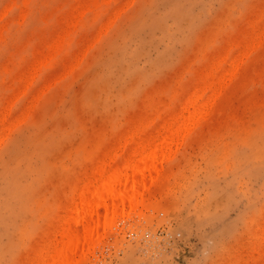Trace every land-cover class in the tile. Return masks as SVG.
Returning <instances> with one entry per match:
<instances>
[{
    "label": "rangeland",
    "instance_id": "1",
    "mask_svg": "<svg viewBox=\"0 0 264 264\" xmlns=\"http://www.w3.org/2000/svg\"><path fill=\"white\" fill-rule=\"evenodd\" d=\"M148 147L160 178L77 264H264V0H0V264Z\"/></svg>",
    "mask_w": 264,
    "mask_h": 264
},
{
    "label": "bare ground",
    "instance_id": "2",
    "mask_svg": "<svg viewBox=\"0 0 264 264\" xmlns=\"http://www.w3.org/2000/svg\"><path fill=\"white\" fill-rule=\"evenodd\" d=\"M233 60H235V59H233ZM220 61H222V60H220ZM218 71L220 72V68ZM225 72H227V71H225ZM211 74L213 75V73H211ZM218 74L219 73H217L216 75H218ZM224 74L225 73H223V75ZM219 75H221L220 77L222 78V74H219ZM213 78H215V77H212V79ZM209 79H211V78L209 77ZM217 79L215 78V80H217ZM198 88H197V91L199 90ZM200 90H201V92L203 91L202 88ZM197 91L195 92L196 95L199 92V91L198 92ZM191 93H193V92H191ZM195 94L193 93L194 96H196ZM191 96H188V97H191ZM194 96H192V101L198 100L196 97H195L196 99L193 98ZM197 97H199V95H197ZM210 97H209V100H210ZM212 98H213V96H212ZM187 101H188L187 102L188 105L193 106V107L195 106V108L197 107L198 109L204 105L203 103H201V104H203L202 106H200L201 104L199 105L200 107L196 106L194 104V102L191 101V98L190 99L188 98ZM191 102L193 104H189ZM203 102L205 103V101H203ZM196 104L198 105L199 103H197V101H196ZM183 107H185L182 109L183 112L184 111L186 112L187 111L186 102H185ZM197 108L194 109L195 111L192 109V112L195 113L197 111ZM189 110L191 111V108H189L188 111ZM197 115H198V111H197ZM178 117L179 116H177V118H175L174 120L177 121V119H179ZM182 117H183V119L186 118V122H188V123L190 121L196 119V116H195V118H190V120L186 116H182ZM171 120H172V118H171ZM178 123H179V121L177 122V125H179ZM177 125H176V127L178 129L179 126H177ZM181 126L179 128H181ZM170 127H171V125H170ZM170 127H169V129H167V132H170V129H172L171 132L175 130V129L173 130V128H170ZM176 127H174V128H176ZM177 129L175 131H177ZM183 131H185V130H183ZM165 133H163V135ZM172 133H173V135L176 134L175 132H172ZM166 134H165V136H166ZM170 135L171 136H169V134H168L167 136L172 138L173 135L171 133H170ZM160 136H162V134ZM165 136L163 137L164 140L170 139V138L165 139ZM176 136L178 137V134H176L173 139H176L175 138ZM159 138L160 137H158V139ZM144 139H145V137H144ZM161 139H159L160 142L163 140V139L162 140ZM166 141L168 142V140H166ZM166 141H164V142H166ZM142 143L144 144L145 142H142ZM142 143L140 142L138 145L135 143L136 146H134V147H137V146L141 145ZM170 143H173V142H171V139H170ZM145 144H147V143H145ZM156 144L159 145V143H156ZM165 144L169 145V143H164V145ZM153 145H155V144L153 143L151 146L154 147ZM162 145H163V141H162ZM159 146H158V149L160 148ZM140 147H142V146H140ZM152 147H148V148H152ZM156 147H157V145H156ZM162 147L165 148L164 146H162ZM132 148H133V146H132ZM142 148L144 149V147H142ZM145 148H147V147H145ZM135 149L137 152V148H135ZM135 149H134V151H135ZM143 149H142V151H144ZM152 149H146L147 151L146 150L145 151L147 153L145 152L146 153L145 155H142L139 152L138 155H142V157L136 158V159H138L136 161L134 160L132 153H131L130 155L132 156V160H130V159L125 160L127 162L125 164L123 163V165L121 163H119L116 166H114L113 168H108L107 166H105L106 164L104 163V165L102 164L99 167H96L97 171L95 173V176L91 175V176H93V178L92 179L88 178L89 180L82 184V185H84V184L85 185L83 186V188H81L82 186L79 188V189H82L81 191H79V189H78V191H79L78 195L77 196L75 195L77 197L76 200H74L75 203L73 202L74 204L68 208V212H66L68 214L67 215L65 214L66 218L63 221L64 223L63 222L58 223V225H60L62 223V225H60L61 227L59 228L60 229L59 232L56 233V234L59 233L58 234L59 238L57 239L55 237H58V236H55L54 238L56 240L53 238L55 240V241L53 240L54 242L52 241V239H50L52 241V242H50V243H52V245H51L52 247H50V248L48 247L49 249H48V252L46 254L41 255V254H43V252H42L40 255H38L39 258L37 260V264H77L79 258L81 256H84L85 253L87 251H89L94 246L95 242H97V241H99V239H101V236L104 233L105 227H107V226L110 227L113 224V221L117 216L123 214L126 210L135 206L137 204V202L144 197L143 196L144 191L146 190L148 192V190L150 189L149 186L154 184V183H152V181L155 182L157 179L160 178V177H157L159 171L157 168L158 164L156 165V163H157V159H156L157 154H155L156 149H155V147H154L155 151H154V149L153 150ZM159 150H162V148H160ZM165 150H167V149H164V151ZM134 151H132V152H134ZM156 152H158V150ZM159 152L161 153V151H159ZM160 153H159V155L161 156L162 154H160ZM130 155H128V156H130ZM134 157H136V156H134ZM162 157L163 156H161V158ZM126 158H128V157L126 156ZM155 159H156V163H155ZM159 170H160V167H159ZM92 174H93V172H92ZM91 176H89V177H91ZM161 177H162V174H161ZM155 178H156V180H155ZM62 218H64V217H62ZM57 227H59V226H57ZM57 227H56V229H57ZM47 242H46V244H48ZM46 249H47V245L45 247V250ZM39 253H40V251H39Z\"/></svg>",
    "mask_w": 264,
    "mask_h": 264
}]
</instances>
